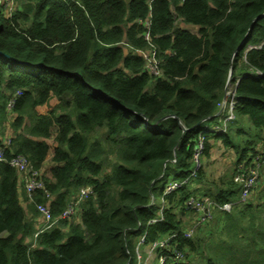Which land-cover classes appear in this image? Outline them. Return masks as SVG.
I'll return each mask as SVG.
<instances>
[{"label":"trees","instance_id":"1","mask_svg":"<svg viewBox=\"0 0 264 264\" xmlns=\"http://www.w3.org/2000/svg\"><path fill=\"white\" fill-rule=\"evenodd\" d=\"M149 1L21 0L11 18L0 13V127L8 123V99L22 92L7 157L26 156L45 183L29 202L17 171L1 165L0 264H137V238L147 245L174 232L186 258L196 252L192 258L208 264H264V204L219 211L207 235L204 228L191 239L182 235L189 198L235 203L240 187L233 180L214 190L210 181L199 196L201 166L191 186L157 202L169 183L192 175L201 137V158L218 145L241 150L235 174L264 148V0ZM150 15L158 77L136 53L150 48L139 23ZM229 77L236 118L216 131ZM244 120L249 129L236 132L246 140H234L232 126ZM100 129L116 161L93 138ZM85 186L94 192L79 220L36 237V203L59 217Z\"/></svg>","mask_w":264,"mask_h":264},{"label":"built area","instance_id":"2","mask_svg":"<svg viewBox=\"0 0 264 264\" xmlns=\"http://www.w3.org/2000/svg\"><path fill=\"white\" fill-rule=\"evenodd\" d=\"M153 0L149 1L152 4ZM21 6V0H0V13L4 16L11 18L13 13ZM145 26V31L142 34L143 37L150 43V48L147 50L136 49V53L142 56L146 61L148 71L158 77L162 75V62L158 58L156 48L152 45L151 39V15L145 22H139ZM259 75L261 73H258ZM227 89L222 102L219 105L220 124L213 126V130L226 131L228 123L233 121L235 116L236 107V92L235 86L227 84ZM22 92L16 91L9 99L7 103V111L12 112L16 106V102L21 97ZM14 118V115H12ZM12 118V119H13ZM7 127V126H5ZM12 140L13 134L6 133V137L0 136V167L6 162H9V166L15 169L19 175L20 184L23 186L26 196L29 202H33L35 196L39 191L45 190V183L43 180V171H38L34 168L32 162L24 155H13L9 159L7 154H12ZM204 151V138L201 137L196 146L193 162L195 163V170L189 178H185L181 181H174L169 183L165 189L160 203L163 205L166 194H171L174 191L183 188L185 186H191L193 181L197 177V171L201 168V156ZM264 169V155L257 154L251 165L246 168L244 165L239 166L238 172L235 174L234 182L240 187L239 200L235 203L219 204L214 201H206L205 199L191 196L186 204V209L195 214V218L188 229H185L183 236L187 239H191L197 232L205 228L206 225L211 223L214 219L216 211L231 212L236 205H247V198L251 195L252 191L257 187L262 171ZM94 192L93 186H85L80 189V193L77 198L72 199L59 217H54L49 204L36 203V209L38 217L36 222L38 223V232L36 237L49 229L54 227H62V224L70 218L78 217L82 211V203ZM247 203V204H245ZM157 204L156 199L152 198V206ZM214 212V214H213ZM155 220L148 221V225L155 223ZM141 223L139 226L141 227ZM178 232H174L157 242L147 244L149 249L147 250V256L142 257L136 248L137 264H168L169 262L177 263L184 262L185 255L181 252L179 244L174 242L179 237ZM145 238L141 240L140 246H143ZM160 251V253H159ZM172 256H169V255Z\"/></svg>","mask_w":264,"mask_h":264},{"label":"rangeland","instance_id":"3","mask_svg":"<svg viewBox=\"0 0 264 264\" xmlns=\"http://www.w3.org/2000/svg\"><path fill=\"white\" fill-rule=\"evenodd\" d=\"M177 25L178 26H183L184 28L186 27L184 24H183V21L181 19H178L177 20ZM186 29H189L191 30V32L193 34H197V28L195 27H189V28H186ZM231 76V75H230ZM232 78L229 77L228 79V82L227 84H231L229 83V81L231 80ZM12 114L9 113V119H8V123H7V127H0V136L2 137H6V133L8 132L9 134H13L14 135V131L12 130V127H11V122L13 121L12 119ZM246 126V130L249 129V124L246 120H244L241 125L239 126H235L233 125L232 126V133H234V140H241V141H245L246 137L247 136H243V135H240L236 132V129L241 127V126ZM93 138H97L99 139L102 143H103V149L108 151L109 153V160L110 161H116V155L115 153L113 152V146L110 144V142L106 141L105 140V130L104 129H100V130H97L96 133L93 134ZM220 149V151L218 150ZM257 149V152L260 154V155H264V148H262L261 146H258L256 147ZM241 150H232L230 148H221L219 147L218 145V148L216 149V147L213 148L212 150V155L211 157H202L201 158V162H202V165H203V178L202 180H206V181H203L204 184L202 187V189H200V193H197L199 196H202L201 194H203V190H205L206 187H208V183L210 181H214L216 183H214V187L211 188V190H214L216 187H221L222 185L224 186H227L226 184H229L230 181H234V177H235V167L237 165V154L238 152H240ZM249 157V154L247 155ZM109 164L110 162L107 161L106 163V172H109ZM233 172H234V175H233ZM44 175H46V171H44ZM235 183V182H234ZM236 184V183H235ZM196 185H198V183H196ZM196 187V186H195ZM157 202H160V197L157 198ZM247 203H251L252 205L254 206H257L258 204H261L263 205L264 204V169L262 171V175H261V178H260V181L257 185V187L254 189V191H252L251 195L247 198ZM245 203V204H247ZM219 211H216L215 214H214V219L211 223L214 222V220L216 219L217 215H218ZM182 219H183V222H184V225H185V229H188L190 226H191V223L192 221L194 220L195 218V214L193 212H186V214H183V216H181ZM28 218L30 219L31 218V214L28 215ZM80 218V214L79 216L77 217V219L79 220ZM260 218H263L264 220V213L261 214V217ZM72 221H75V220H72ZM34 224L36 226H38L37 222H36V219H34ZM69 223V222H68ZM211 223H209L208 225L205 226V228L203 229V232H207L209 226L211 225ZM62 229L63 230H67V227L65 225L62 224ZM260 230V229H259ZM257 230V231H259ZM201 232H197L195 235L197 234H200ZM194 235V236H195ZM207 235V233H206ZM138 240H136V244H137V250L139 251V253L142 255V257L144 256V254L147 252V250L149 249V246L148 245H143V246H140V243H141V240L144 239V236H142L140 239L137 238ZM217 239V238H216ZM197 252H200L201 249L200 248H197L196 249ZM197 253L195 252L194 254H192V256H190L189 258H186L184 259V262H190V261H194L195 264H208L207 263V260L203 257L200 256V258L196 257L195 256V259L194 258V255H196ZM209 255V252L208 251H205L204 253V257H207ZM193 257V258H192ZM182 262H177L175 264H181ZM157 264V263H155ZM168 264H174L172 262H169Z\"/></svg>","mask_w":264,"mask_h":264},{"label":"crops","instance_id":"4","mask_svg":"<svg viewBox=\"0 0 264 264\" xmlns=\"http://www.w3.org/2000/svg\"><path fill=\"white\" fill-rule=\"evenodd\" d=\"M216 149H217V147H216ZM199 186H200V185H199ZM199 186H198V187H199ZM21 194H23V192H22V191H21ZM146 256H147V253H145V254H144V257H146Z\"/></svg>","mask_w":264,"mask_h":264},{"label":"water","instance_id":"5","mask_svg":"<svg viewBox=\"0 0 264 264\" xmlns=\"http://www.w3.org/2000/svg\"><path fill=\"white\" fill-rule=\"evenodd\" d=\"M230 83V82H229Z\"/></svg>","mask_w":264,"mask_h":264}]
</instances>
